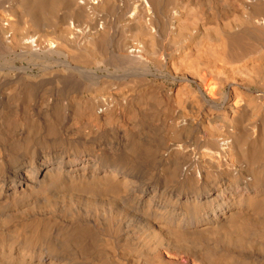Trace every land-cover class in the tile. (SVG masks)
<instances>
[{"label":"bare ground","instance_id":"bare-ground-1","mask_svg":"<svg viewBox=\"0 0 264 264\" xmlns=\"http://www.w3.org/2000/svg\"><path fill=\"white\" fill-rule=\"evenodd\" d=\"M0 264H264V0H0Z\"/></svg>","mask_w":264,"mask_h":264}]
</instances>
